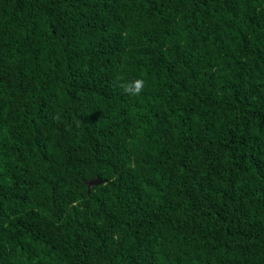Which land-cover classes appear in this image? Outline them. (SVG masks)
<instances>
[{
	"label": "trees",
	"instance_id": "obj_1",
	"mask_svg": "<svg viewBox=\"0 0 264 264\" xmlns=\"http://www.w3.org/2000/svg\"><path fill=\"white\" fill-rule=\"evenodd\" d=\"M0 264H264V0H0Z\"/></svg>",
	"mask_w": 264,
	"mask_h": 264
},
{
	"label": "clouds",
	"instance_id": "obj_2",
	"mask_svg": "<svg viewBox=\"0 0 264 264\" xmlns=\"http://www.w3.org/2000/svg\"><path fill=\"white\" fill-rule=\"evenodd\" d=\"M118 86L121 88L124 95L132 98H138L143 95L146 82L142 77L136 79H125L120 77Z\"/></svg>",
	"mask_w": 264,
	"mask_h": 264
},
{
	"label": "water",
	"instance_id": "obj_3",
	"mask_svg": "<svg viewBox=\"0 0 264 264\" xmlns=\"http://www.w3.org/2000/svg\"><path fill=\"white\" fill-rule=\"evenodd\" d=\"M104 181L103 180H100V179H96L95 181H91L89 183V188L91 189L92 187L94 186H97V185H100L102 184Z\"/></svg>",
	"mask_w": 264,
	"mask_h": 264
}]
</instances>
